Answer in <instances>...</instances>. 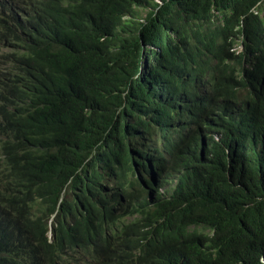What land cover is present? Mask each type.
Here are the masks:
<instances>
[{"label":"trees","instance_id":"trees-1","mask_svg":"<svg viewBox=\"0 0 264 264\" xmlns=\"http://www.w3.org/2000/svg\"><path fill=\"white\" fill-rule=\"evenodd\" d=\"M0 264H264V0H0Z\"/></svg>","mask_w":264,"mask_h":264},{"label":"clouds","instance_id":"clouds-1","mask_svg":"<svg viewBox=\"0 0 264 264\" xmlns=\"http://www.w3.org/2000/svg\"><path fill=\"white\" fill-rule=\"evenodd\" d=\"M155 1L160 2V0H155ZM255 9H257V7H255ZM217 23L218 21L216 19L215 21L211 22L212 26H215ZM181 38L182 37H181L180 32L178 31L176 32V30L172 26L166 32L165 45H162V47L156 48V52H154L153 54L150 53L147 55V56L151 55L153 64H160L161 62H163L165 65H167L166 72L170 77H173L176 80V83L181 82V81L185 82L193 78L196 80L198 77L199 68L202 64V60L203 58L206 57L205 54L198 55V56H190V57H185L184 54H180V52H178V50H176L175 48H176L178 41L180 42ZM236 40H238L239 42L234 45L232 50L236 54H242L243 67L245 68L246 72L249 74L253 72L254 75H257V76L261 74L262 66H261V59L259 58L260 57L259 54L254 53L252 51H246L245 44H243L242 41L238 37H236ZM167 48L170 50L168 54L164 50ZM172 52H173V55L171 57ZM244 52H247L249 61L244 58V55H243ZM207 75L208 74H205L202 78V84L204 88L207 87V82H208ZM188 121L190 120L188 119ZM178 137L179 135H176V137L174 138H178ZM52 220H50V237L52 236L51 235V231H52L51 225L53 222Z\"/></svg>","mask_w":264,"mask_h":264},{"label":"rangeland","instance_id":"rangeland-1","mask_svg":"<svg viewBox=\"0 0 264 264\" xmlns=\"http://www.w3.org/2000/svg\"><path fill=\"white\" fill-rule=\"evenodd\" d=\"M141 16L142 18L144 16H146V10L145 9H141ZM243 91H246L243 89ZM174 133V137H176V132H173ZM175 140H173L175 143H176V148H173L174 150V153L178 152V147H179V144L184 140L183 136H179L178 138H174ZM167 162L169 164L170 167H167L165 169V173H167L168 171H170V169L173 171V167H174V157H172L170 154H168L167 156ZM173 173V172H172ZM171 172H169L168 175H166V178H167V181L170 183L171 182V179H175L177 177V175H174L172 174ZM205 231L207 232H211L210 230L206 229Z\"/></svg>","mask_w":264,"mask_h":264}]
</instances>
